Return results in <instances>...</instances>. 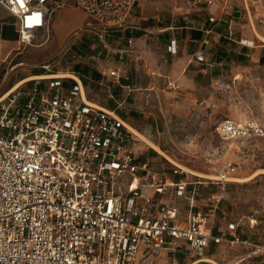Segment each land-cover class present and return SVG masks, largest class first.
<instances>
[{"label": "built area", "instance_id": "2783aa9c", "mask_svg": "<svg viewBox=\"0 0 264 264\" xmlns=\"http://www.w3.org/2000/svg\"><path fill=\"white\" fill-rule=\"evenodd\" d=\"M198 2L209 7V22L218 24L219 1ZM136 3L77 0L92 19L80 30L102 42L113 31L133 32L138 28L129 17ZM0 4L16 17L20 43L26 47L38 32H49L53 15L68 0ZM247 11L255 31L249 7ZM202 42L212 47L210 36ZM241 43L256 44L243 38ZM204 47L196 54L199 63L208 62ZM178 50L172 40L169 52ZM108 75L130 88V77L120 68L109 69ZM30 82L0 97V264H155L165 253L173 261L179 255L194 258L191 264H244L240 258L207 257L211 244L225 241L250 247L248 256L264 253V245L237 234L234 222L215 233L234 164L216 176L221 191L205 196L201 177L189 178L178 169L173 171L178 179L172 180L165 169L143 162L135 130L117 108L88 98L81 75L39 76ZM217 133L226 142L251 141L264 138V124L225 118Z\"/></svg>", "mask_w": 264, "mask_h": 264}, {"label": "rangeland", "instance_id": "374dc122", "mask_svg": "<svg viewBox=\"0 0 264 264\" xmlns=\"http://www.w3.org/2000/svg\"><path fill=\"white\" fill-rule=\"evenodd\" d=\"M76 1L68 0L67 6L78 9ZM230 2L235 13L229 16L240 18L231 26L220 20L217 28L221 35L212 39L207 64H198L196 58H192L196 50L193 45L189 46L190 56L166 51L167 32H180L182 25L200 28L206 23L209 15L206 5L199 4L198 0H137L129 23L147 29L139 40L134 38L127 46L110 33L106 40L112 50L108 52L95 34L79 29L68 38L67 45L45 62L48 69L42 75H81L91 101L102 107L117 108L127 116L134 130L163 151L159 152L138 136L143 162L149 160L168 172L181 169L167 158L169 156L191 170L215 177L199 176L208 182L205 191H221L216 176L229 164L237 168L234 178L248 177L264 169V138L226 142L217 133L218 124L225 118L256 119L264 124V61L260 62L253 54L255 47L264 48L260 37L264 36V0ZM254 4L259 5L258 10ZM247 7L252 12L259 38L250 23ZM167 28H171L170 31ZM136 31L143 32L133 29L134 37L141 35ZM241 35L254 39L255 46L244 47ZM113 40L115 42L111 43ZM57 42L51 35L36 34L29 46L48 45L37 49L35 54H25L24 59L49 57ZM245 48L248 55L239 59ZM120 55L123 57L119 58ZM115 67L129 75L133 90L122 87L121 84L126 83L123 80L119 82L108 75V70ZM172 82L180 88L173 87ZM188 174L189 178L197 176ZM224 195L218 216L225 217L227 222L239 223L243 236L264 245V173L247 182L228 183ZM250 219L257 223L252 226ZM249 251L250 247L234 245L218 252L225 261L240 258L244 264H264V253L248 256ZM179 259L177 264H189L194 258L180 255ZM171 263V260L164 261V264Z\"/></svg>", "mask_w": 264, "mask_h": 264}, {"label": "crops", "instance_id": "0c3cea01", "mask_svg": "<svg viewBox=\"0 0 264 264\" xmlns=\"http://www.w3.org/2000/svg\"><path fill=\"white\" fill-rule=\"evenodd\" d=\"M218 1L220 4V8H219V12H218L217 16L222 17L219 20L222 19V20L226 21L227 23L230 24V26L236 24V19L240 18V17L234 16L233 14H232V16H229V14L235 13V12H232V5H231L230 0H218ZM198 3L204 4L207 6L206 3H203V2L202 3L198 2ZM78 9L69 8L68 6H66V7L58 10L53 15V18H52L51 24H50V28H49V32L40 31L37 33V34L42 35V36L48 35V37L51 35L53 38L55 37V41H57V39H58L57 44L55 43L56 47L55 46L52 47L53 49L55 48L54 51H52L49 54V57L48 56L45 57V59H41V60L40 59H34L32 61H26V58L24 59L25 54H28V53L29 54H35L37 49L42 48L43 46H46L48 44H42V45L36 46V47H31V46L24 47V46H22L20 43V36H19L16 17L14 15H12L5 6L0 4V97L3 96L4 94H7L11 90H13L19 84H21L23 82H30L31 80H33L37 76H42V74H44V72L45 73L47 72L46 69H45V71L43 70L44 66H46V65H44L45 62H47V60L50 59L51 57L55 56L56 51L59 48L67 45L65 43L67 42L68 38H70V36H72V34H74L79 29H81L83 27V25H86L85 23H87L88 20L90 19L89 16L84 11H82L80 8H78ZM233 11H235V10H233ZM207 12L209 14L208 19L202 27L194 28V27H191L188 25H182L180 27V29H181L180 32H177V33L173 32V31L167 32L168 39H167L166 51L169 53L170 42L172 40H176L178 48H179L178 53L183 54V56L185 54H186V56H190L189 55V46L191 47L193 45L196 47V50L191 54V56H192V58L193 57L196 58L197 52L204 47V46H202V44H203L202 41H203L205 36H210L211 40L220 36L221 33L219 32V29L217 28L218 24L212 25L209 22L210 12H209L208 6H207ZM75 16H77L78 18L76 19ZM72 17H75V18H72ZM137 28L143 31V32L136 31L137 34L141 33V35H137L134 37V35H132L131 31H126V32L125 31H113V32H111L113 34H110V36H113V37L118 36L120 38V41H122L124 44H127V46H128V42L132 41V39H134V38H135V40L136 39L139 40L141 38L140 36L145 35L144 31H147V29H145V28H141V27H137ZM211 28H214V31L210 35H208V31ZM170 29L171 28H167L166 30L170 31ZM193 31L199 32L201 34L200 39L193 37ZM167 34H165L164 36H166ZM240 37L241 38H248V39L250 38V37L245 36V35H241ZM249 40H251V39H249ZM107 42L108 41L105 39V42H103V43L108 48V52H110V50H112V47ZM112 42L114 43L115 40L111 41V43ZM204 48L209 50V55H208V60H209L211 48L210 47H204ZM245 49L246 50L241 52V54L248 55L249 51L247 48H245ZM119 51H123V50H119ZM121 53H123V52H121ZM253 54L255 55V58L260 61L261 57H264V48L255 47V51ZM122 57H123V55L119 56V58H122ZM196 63L202 64V63H199L197 60H196ZM205 64H207V63H205ZM116 68H119V67H116ZM184 71H186V68L184 69ZM123 73H126V72H123ZM124 85L126 86L128 84H121L122 87ZM129 85L131 87V82L129 83ZM124 88H126V87H124ZM129 90L131 91L133 89L129 88ZM110 109H112V108H110ZM166 174L172 180L178 179V176L174 175L173 172H168V170H167ZM206 183H208V182L207 181L205 182V184L203 186V190H204L205 196H209L211 193L205 191ZM219 211H218V214H219ZM218 214H217V221H216V225H215V233L216 234H219L221 231L228 230L229 224L232 223V222H227L225 220V217H220V216H218ZM236 224L238 225V228H239V223H236ZM237 234L241 235L243 238L245 237L239 232V229H237ZM248 238L249 237H247V239ZM263 244H264V239H263ZM231 246L232 245H229L226 241L223 242L222 244H211V246L207 252V257L209 259H213V260H223L222 255L218 251L226 249V248L231 247ZM179 256L177 257V259L175 261H173L172 259L169 258V254L165 253V254H163V256L161 258L156 260L155 264H158V262H162L161 264H164V261L166 262L169 260H171V262H172L171 264H177L178 261H180ZM186 258H190V257L186 256ZM192 261H190L189 264H191Z\"/></svg>", "mask_w": 264, "mask_h": 264}, {"label": "bare ground", "instance_id": "6f19581e", "mask_svg": "<svg viewBox=\"0 0 264 264\" xmlns=\"http://www.w3.org/2000/svg\"><path fill=\"white\" fill-rule=\"evenodd\" d=\"M261 39L264 41V36L260 35ZM59 76H68V75H71V74H57ZM44 76H47V75H42L41 77H44ZM39 77V76H37ZM36 77V78H37ZM22 84V83H21ZM20 85V84H19ZM18 85V86H19ZM135 132L137 133V135L142 138L144 141L148 142L153 148L157 149L159 152L163 153V151L154 143L152 142H149L147 140H145V137L143 134L139 133L138 131L135 130ZM167 156V155H166ZM167 158L173 162L175 165H177L178 167H180L181 169H183L184 171H187V172H191L193 173L194 175H197V176H201V177H207V178H215L213 176H209V175H206L204 173H200V172H197V171H194V170H191L190 168H188L187 166L181 164V163H178L177 161H175L173 158L167 156ZM261 173H264V169L260 170V171H257L255 173H253L252 175L248 176V177H235L233 179V181H236V182H247L253 178H256V176H258L259 174Z\"/></svg>", "mask_w": 264, "mask_h": 264}, {"label": "trees", "instance_id": "16d2710c", "mask_svg": "<svg viewBox=\"0 0 264 264\" xmlns=\"http://www.w3.org/2000/svg\"><path fill=\"white\" fill-rule=\"evenodd\" d=\"M193 37H195V38H197V39H200L201 34H200L199 32L193 31ZM239 59H244L243 54H241V55L239 56ZM263 61H264V57H261L260 62H263ZM202 64H205V63H202ZM202 64H201V65H202ZM43 70L45 71V68H43ZM84 83H85V81H84ZM121 115H122L125 119H127V116H126V115H124V114H122V113H121Z\"/></svg>", "mask_w": 264, "mask_h": 264}]
</instances>
